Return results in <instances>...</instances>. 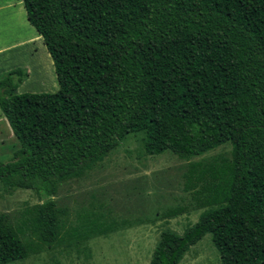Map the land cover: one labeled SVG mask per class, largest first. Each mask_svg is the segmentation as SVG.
Segmentation results:
<instances>
[{"label":"trees","instance_id":"1","mask_svg":"<svg viewBox=\"0 0 264 264\" xmlns=\"http://www.w3.org/2000/svg\"><path fill=\"white\" fill-rule=\"evenodd\" d=\"M22 2L60 89L18 94L27 71L0 77V109L20 145L0 164V185L43 200L25 227L0 215V264L29 257L21 235L57 243L59 184L135 134L147 154L183 160L232 147L220 165L192 164L185 188L206 210L182 236L162 231L150 264H180L207 234L222 264H264V0Z\"/></svg>","mask_w":264,"mask_h":264},{"label":"rangeland","instance_id":"2","mask_svg":"<svg viewBox=\"0 0 264 264\" xmlns=\"http://www.w3.org/2000/svg\"><path fill=\"white\" fill-rule=\"evenodd\" d=\"M11 1L14 8L5 10L0 19V37L6 45L19 43L21 51L14 50L10 65L0 67V77L21 68L29 76L18 94L57 93L54 62L43 39L30 25L22 0ZM3 137L0 164L10 162L20 148L15 137L6 133ZM231 154V145L225 144L190 160L170 152L149 155L142 134L127 137L83 176L59 184L54 199L65 214L58 242L40 246L32 233L21 235L33 247L29 257L12 264H150L162 231L170 229L182 236L206 210L198 206L197 197L202 196L185 188L192 164L220 165ZM42 202L31 190L0 185V215L14 228L25 227L29 210ZM179 209L182 214L165 217ZM104 227L113 230L102 234ZM180 264H222L212 235L191 247Z\"/></svg>","mask_w":264,"mask_h":264},{"label":"crops","instance_id":"3","mask_svg":"<svg viewBox=\"0 0 264 264\" xmlns=\"http://www.w3.org/2000/svg\"><path fill=\"white\" fill-rule=\"evenodd\" d=\"M14 8V3L11 0H1L0 1V19L3 20V15L5 10H10ZM36 30V29H35ZM38 33V32H37ZM39 34V33H38ZM40 36V34H39ZM37 36V37H39ZM36 37V38H37ZM35 38V37H34ZM43 39V38H42ZM19 43H12L10 45H6L4 42V36L2 35L0 37V67L2 65H6L9 66L11 63V58L13 57V51L17 49V51H21L19 50L21 46L18 45ZM45 45V44H44ZM46 47V46H45ZM49 53V52H48ZM50 54V53H49ZM10 55V56H8ZM33 55V54H32ZM12 71V70H11ZM7 134L9 136V138H13L14 133L12 131V128L9 124V122L7 121L6 117L4 116V114L2 113L1 109H0V144L3 143V135ZM3 137V138H2ZM2 138V139H1Z\"/></svg>","mask_w":264,"mask_h":264}]
</instances>
